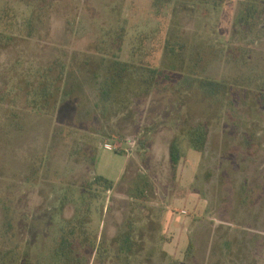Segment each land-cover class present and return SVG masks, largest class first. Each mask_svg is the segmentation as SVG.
<instances>
[{"label": "rangeland", "instance_id": "374dc122", "mask_svg": "<svg viewBox=\"0 0 264 264\" xmlns=\"http://www.w3.org/2000/svg\"><path fill=\"white\" fill-rule=\"evenodd\" d=\"M248 3L260 18L239 29ZM169 34L189 56L208 43L205 75L227 94L196 91L180 106L182 97L153 93L100 120L97 81L76 65L105 57L160 67ZM56 62L67 73L63 100L41 111L26 95ZM184 119L205 123L209 138L201 153L182 136L174 172L170 145ZM133 183L146 201L129 196ZM84 219L67 260L61 235ZM140 219L145 248L133 255L144 262L132 264H264V0H0V264H101L103 250L117 264L115 238Z\"/></svg>", "mask_w": 264, "mask_h": 264}, {"label": "trees", "instance_id": "16d2710c", "mask_svg": "<svg viewBox=\"0 0 264 264\" xmlns=\"http://www.w3.org/2000/svg\"><path fill=\"white\" fill-rule=\"evenodd\" d=\"M205 4H212L217 6L223 3L225 0H203ZM244 11L241 12L237 19V28L239 29H251L254 23L260 18L259 9L255 4H245ZM202 51H195V54L189 56L190 51L187 42L180 38H174L170 34L166 37L163 47L164 63L160 67L154 66L149 63H145L144 60L138 61H124L117 58H105L102 57L99 63L95 66H89V62L85 61L81 64H77V72H87L91 77L97 81L98 91V103L95 105V109L101 114L98 115L99 119L103 122H108L113 117L117 116L121 112L119 108L124 106V110L131 109V104L135 99L151 95L153 93H164L169 96L182 97L180 106L184 105L183 102L190 99V97L196 93L201 92L207 98H215L222 94H227L226 82L212 79L205 75L207 67L214 59V55L210 49H212L208 43H202ZM59 63V64H58ZM197 68L199 69L197 71ZM65 65L62 62H56L48 67H45L38 75L36 88L34 90H28L27 97L33 94V107L41 111L54 112L58 111L60 104L63 100V94L66 79ZM35 87V85H34ZM64 88V89H63ZM240 88V87H239ZM232 89V88H231ZM170 93V94H169ZM253 97L258 101V97H262L261 93L253 94ZM176 99V98H175ZM182 120V119H181ZM184 125L180 132L173 139L170 145V164L174 172L180 164L183 157L181 148V137H188L190 146L199 152H204L209 138V128L205 123L190 124L185 119ZM185 131V132H184ZM147 133L146 130H144ZM143 148H149L150 142L147 139L140 140L139 142ZM148 155V153L146 154ZM146 156L145 159H147ZM96 158L94 156L93 163L95 166ZM95 181L101 183L106 190L113 188L114 182L104 178L103 176H96ZM141 181L143 179L141 178ZM93 182L81 185L82 196L86 197L90 192ZM134 183L129 187V196L134 201H146L144 194V184L141 187L136 186L134 189ZM141 194V195H140ZM144 196V197H143ZM87 197H90L89 195ZM88 202V201H87ZM89 211V206H88ZM87 220H82L79 231L71 230L63 232L61 235L62 240L58 244V249L61 251V255L70 260L74 247L73 242L68 238L73 237V241L77 238L76 234L84 235L85 224ZM139 222L143 224H138ZM128 228H124L119 235L115 238L117 243L119 256H116L115 260L117 264H132L135 263V259H142L139 254L133 255V248L140 246L141 249L145 248L142 240L138 242V236L142 239L145 236L143 229L148 225L146 220L142 222L140 219L138 222H131ZM130 224V223H129ZM77 225V224H76ZM84 226V227H83ZM85 243H88L89 238L85 234ZM140 238V239H141ZM83 244V243H82ZM104 246V245H102ZM99 247V246H98ZM100 248V247H99ZM98 248V249H99ZM101 253V250H99ZM105 251L103 250V254ZM103 254L97 256L96 260H100L101 264H105L106 257ZM85 257V256H83ZM79 257L76 263H79L81 258ZM77 259V258H76ZM66 260V261H67Z\"/></svg>", "mask_w": 264, "mask_h": 264}, {"label": "crops", "instance_id": "0c3cea01", "mask_svg": "<svg viewBox=\"0 0 264 264\" xmlns=\"http://www.w3.org/2000/svg\"><path fill=\"white\" fill-rule=\"evenodd\" d=\"M127 157L129 158V156H127ZM128 166H129V164L127 165V167H128ZM127 167H126V168H127ZM125 170L127 171V169H125Z\"/></svg>", "mask_w": 264, "mask_h": 264}]
</instances>
